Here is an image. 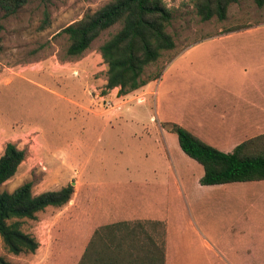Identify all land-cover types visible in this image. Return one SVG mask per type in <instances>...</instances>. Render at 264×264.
<instances>
[{"label": "rangeland", "instance_id": "obj_1", "mask_svg": "<svg viewBox=\"0 0 264 264\" xmlns=\"http://www.w3.org/2000/svg\"><path fill=\"white\" fill-rule=\"evenodd\" d=\"M110 1L53 0L43 5L30 0L15 15L0 12V156L8 143L25 152L24 161L0 192H12L26 182L32 184L34 195L72 182L76 191L69 205L48 207L36 220L22 223L23 231L39 243L35 253L12 255L0 238V256L13 264L80 261L96 226L89 222L86 208L92 183L100 190L102 207L129 214L145 208L139 191L143 182L152 181L160 195L177 183L194 187L203 167L183 153L170 129L171 123L177 124L169 120L175 116L177 100L169 85L183 88L191 77L178 70L183 63L214 58L215 40L264 41V9L253 0H238L228 7L224 20L209 21L200 20L192 0H164L172 11L166 30L175 47L146 67L144 86L117 96V88L105 90L107 67L99 47L121 25L104 30L77 57L67 56L69 40L62 32ZM206 65L195 66L193 72L199 74L198 68ZM140 96L142 102L137 100ZM208 193L201 214L206 229L200 258L210 263L223 259L220 250H235L237 245L224 243L218 249L211 233L221 220ZM161 225L155 230L145 225L159 244L164 239ZM255 249L262 259L264 243Z\"/></svg>", "mask_w": 264, "mask_h": 264}, {"label": "trees", "instance_id": "obj_2", "mask_svg": "<svg viewBox=\"0 0 264 264\" xmlns=\"http://www.w3.org/2000/svg\"><path fill=\"white\" fill-rule=\"evenodd\" d=\"M29 1L0 0V12L4 16L15 15ZM37 1L46 5L53 0ZM236 2L238 0H192L195 13L202 21L224 20L228 7ZM253 2L264 9V0ZM171 19L172 11L164 0H111L62 30L69 40L66 54L80 56L100 33L120 24L121 28L100 45L99 53L107 67L105 90L117 88V96H123L144 86L148 82L143 78L146 67L156 62L163 51L175 47L172 35L166 30ZM2 30L0 20V33ZM1 45L0 35V50ZM170 129L176 133L183 153L203 167L200 185L264 180V134L238 144L231 152H222L178 124L171 123ZM24 158V150L12 143L6 144L0 156V186L16 173ZM31 187L32 184L26 182L12 192H0V238L12 255L36 252L39 243L23 231L22 223L36 220L37 214L48 207H65L75 190L69 183L58 190L34 195ZM160 223L118 222L100 227L90 238L79 264H164L165 240L159 244L145 226L149 224L155 230ZM0 264L13 263L0 256Z\"/></svg>", "mask_w": 264, "mask_h": 264}, {"label": "crops", "instance_id": "obj_3", "mask_svg": "<svg viewBox=\"0 0 264 264\" xmlns=\"http://www.w3.org/2000/svg\"><path fill=\"white\" fill-rule=\"evenodd\" d=\"M212 43L217 47L214 58L185 62L178 69L182 75L189 72L185 77H197L188 76L183 88L169 85L177 100L175 116L169 120L218 150L231 152L238 144L264 134V41ZM201 63L206 68L194 73ZM140 99L143 101L142 96L138 102ZM199 179L194 187L187 182L167 186L162 195L152 181L141 183L139 191L146 205L137 214L102 207L100 190L92 183L86 208L89 222L96 226L90 238L102 226L157 221L165 229L164 264H264V257L258 258L260 250L255 249L264 243V180L204 186ZM207 191L219 209L221 224L211 233L218 249L224 243L237 245L235 250H220L223 259L210 263L200 258L206 229L201 214ZM75 196L74 190L69 204Z\"/></svg>", "mask_w": 264, "mask_h": 264}, {"label": "water", "instance_id": "obj_4", "mask_svg": "<svg viewBox=\"0 0 264 264\" xmlns=\"http://www.w3.org/2000/svg\"><path fill=\"white\" fill-rule=\"evenodd\" d=\"M71 184L73 185L74 183L72 182Z\"/></svg>", "mask_w": 264, "mask_h": 264}]
</instances>
